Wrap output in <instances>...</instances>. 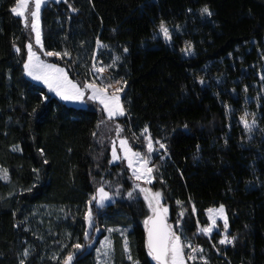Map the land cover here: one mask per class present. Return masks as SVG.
<instances>
[{"label": "trees", "instance_id": "1", "mask_svg": "<svg viewBox=\"0 0 264 264\" xmlns=\"http://www.w3.org/2000/svg\"><path fill=\"white\" fill-rule=\"evenodd\" d=\"M15 5L0 0V166L9 174L0 180V264H64L70 252L72 264H97L107 232L111 264H152L148 210L141 195H126L135 182L126 165L109 163L103 110L67 105L25 77L30 16L26 26ZM205 6L213 15H201ZM161 23L174 28L169 42L153 34ZM41 28L43 51L61 53L46 59L71 79L90 82L97 63L124 83L125 114L115 121L133 149L148 156L144 135L158 149L150 187L161 193L186 263L264 264V0H49ZM253 119L249 131L243 120ZM101 186L123 196L97 208ZM220 205L227 232L218 222L202 234L206 210ZM224 234L232 243L219 244Z\"/></svg>", "mask_w": 264, "mask_h": 264}, {"label": "snow or ice", "instance_id": "2", "mask_svg": "<svg viewBox=\"0 0 264 264\" xmlns=\"http://www.w3.org/2000/svg\"><path fill=\"white\" fill-rule=\"evenodd\" d=\"M47 0H33L34 8L28 9L29 0H16V5L11 8V12L17 16L22 18L25 17V12L28 10L31 16V31L35 33V41L37 44L41 43V32H40V17H41V8ZM66 2V0H65ZM71 7V6H69ZM72 11H76V9H72ZM201 15L211 16L213 13L210 9L205 6L201 9ZM27 26V22H26ZM160 29L165 36L166 39H171L169 30L164 26L163 23L160 25ZM97 44L101 45V42L97 40ZM28 59L25 61L23 67L25 73L32 77V79L37 81H43L44 84L47 85L50 91H54L57 96H59L62 100L65 101H82L85 97V90H90L91 95L88 96L90 100H99L100 104L103 105V111L106 112L107 118L109 120L113 119L116 116H123L125 114V109L120 103V98L118 93L121 91L120 88H116V92L112 95H108L107 89L112 87L111 84L104 85L103 87L98 86L95 82L88 83L85 82L81 87L78 83L73 82L68 78V75L65 73L64 69L57 67L56 65L46 64L39 59L36 53L32 49V45L28 44ZM17 52L20 51L19 48L16 49ZM125 52L128 51L127 48L124 49ZM182 51L186 53L191 52V45L189 44ZM46 55H56L60 56L61 53L58 52H47ZM63 56H69L70 53L68 51H64ZM119 57H114V61L118 60ZM95 68V65H93ZM104 68L96 69L98 72H104ZM121 81H116V84L119 85ZM203 83V81H201ZM46 99V97H45ZM35 112V109L33 110ZM102 123V122H101ZM244 126L249 131L252 130V126L255 125L256 121L253 119L252 123L249 124L247 120H243ZM187 126L185 125V128ZM116 131L119 133L121 131L120 127L117 126ZM144 134L148 133V127L142 130ZM95 135V133H93ZM144 139L147 142V150L149 153L154 151L153 149V141L150 135H144ZM156 144L159 145L160 149H166V145L159 140L155 141ZM122 150L125 153V158L128 160L129 167L132 168L134 164L138 165V167L134 170V176L137 180L142 177L146 180V182H150V174L152 169L148 167V158L142 156L139 152H133L130 148L127 147V141H120ZM120 157L117 156L116 149L113 147L112 151V163L115 160H118ZM135 158V160L133 159ZM47 163V161H45ZM6 176V170H5ZM141 192L145 193V200L148 202L149 208L153 212V216L149 217V219L145 220V226L147 229V241L146 247L148 249V255L152 257L153 260L156 261V264H185V257L183 254L184 245L181 244L180 237L176 235L175 232L171 230V227L164 223V217L167 213L166 208H162L159 204V200L161 197L160 192L150 193L147 189H140ZM119 195V192L116 193ZM129 198L133 197V192L127 193ZM110 193L105 191L104 187L101 186L97 188L96 194L92 197V201L95 202L97 208H103L105 206V201L110 200ZM90 201V203L92 202ZM179 204L180 201H177ZM193 212H195V208L193 207ZM210 224L208 227H204L200 229L205 234H208L212 231V228L216 224V220L214 216H218L224 221V229L225 233L228 229V220L226 215L224 214V206L220 205L218 209H208ZM183 215V213H181ZM92 220V209L85 213V221L91 223ZM151 222V227H148ZM110 231H113L110 229ZM123 235V233H122ZM88 232L85 230V237L87 238ZM232 243V239H229L226 234L219 240V244H230ZM189 247L191 245H188ZM83 246L80 244L73 245V248L76 250H80ZM106 247H110V242H106ZM197 251H202L198 247L192 248V253H196ZM124 252L127 254L129 252V246L127 238H124ZM25 256L28 255V251L25 250ZM129 260H132L131 255L127 257ZM74 259V253L70 252L68 256L64 260V264H72ZM187 259L194 260L196 257L192 254H189ZM201 259H204L201 257ZM20 264H24V261L21 260ZM133 264H138V262H133ZM205 264L207 262L205 261Z\"/></svg>", "mask_w": 264, "mask_h": 264}, {"label": "rangeland", "instance_id": "3", "mask_svg": "<svg viewBox=\"0 0 264 264\" xmlns=\"http://www.w3.org/2000/svg\"><path fill=\"white\" fill-rule=\"evenodd\" d=\"M47 1H49V0H47ZM54 1H58V0H54ZM42 7H43V5H42ZM28 8H30V9L34 8L33 0H29ZM27 12H28V10H26L25 17L24 18L21 17L24 20V24L26 23L25 18L27 17ZM28 14H29V12H28ZM29 16H30V14H29ZM29 20H30V26H31V16H30V19ZM160 25L158 26V29L153 32L154 36H160L163 39L164 42H169L170 39H166L165 38V36L163 35V33H162L161 29H160ZM164 26L168 28L169 34H170V37H171V33L174 31L173 30L174 28L173 27L169 28L166 25H164ZM41 30H42V28H41V17H40V32L42 34V31ZM31 34H32V37H31V39L29 41V44L32 45V49L36 53V55L39 57V59L41 61H43L44 63H46V64L56 65L57 67L64 69L65 73L68 75L65 67H63V66H61L59 64L53 63V62H51V61H49V60L46 59V57H45L46 54L43 51V47H42V36H41V43L40 44H37L36 41H35V33L31 31ZM27 52H28V48H27ZM188 54L189 53H186V52L183 51V55L186 56ZM27 59H28V55H27ZM94 65H95V68L92 69V77L93 78L88 83L95 82L100 87H103L104 85H107V84H111L112 87H110V88L107 89L108 95L114 94L116 92V88H120L121 91L118 93L119 98H120L121 97V94H122V91H123V88H124V83L120 79H118V80H112V79H110L106 67L101 66V65H99L97 63H95ZM99 68H104L105 69L104 72L101 73V72L96 71V69H99ZM23 70H24V67H23ZM24 75L29 80H31L34 83L42 86L45 89V91H46L47 94H49L52 97H56L61 102L65 103L67 105H72V106L83 105V106H86V105H88L91 102H95L103 110V105L100 104L99 100L93 101V100L88 99V96L91 95V91L90 90H85V97H84V99L82 101H65V100H62L59 96H57L54 91H50L49 88L47 87V85L44 84L43 81H37V80L32 79V77L28 76L25 73V71H24ZM68 78L70 80H72L73 82H76L75 80L71 79L69 75H68ZM116 81H121V83L119 85H117L116 84ZM76 83H78V82H76ZM78 84L81 87L83 86V84L82 85L80 83H78ZM120 103H121V101H120ZM103 113H104V119H105V121H102V123H100V125H99L100 138L108 146V150H109L110 156H111V161H112V151H113V147H115V149H116L117 156L120 157L118 160L113 161L112 164L123 163L124 165H126V167L128 168V170L130 172V175H131L132 179L135 180V182H133V184H132V187H131V190L130 191L133 192V194L136 193L135 195H141L142 199L144 200V203H145V205L147 207V210H148V216L145 218V220H147V219H149V217H152L153 216V212L149 208L148 202L144 198L145 193L141 192L140 189H142V187L144 186V187L150 189V193L159 192V191L152 190V188L150 187V184L153 181L152 173L150 174V182H146V180L143 177L141 179H139V180L136 179V177L134 176L133 173H134L135 168L138 167V165L134 164V166L132 168L129 167L128 160L125 158V153L122 150L120 141L121 140H126L127 141V147L128 148H130L133 152H139V151H137V150H135V149H133L131 147V145L129 144V141L127 139V137L122 133V126L119 125L117 123V121H115V119L122 118L123 116H116L113 119L109 120L107 118L106 112L103 111ZM117 126H119L120 129H121V131L119 133L116 131ZM153 149H154V151L152 153L147 152L148 156H144L141 152H139L142 156H144L145 158H148V167H150L149 166V162H150V159L152 158L153 153H155V152L158 151V149L155 148L154 146H153ZM133 159L135 160V158H133ZM0 180H2V181H8L9 180V174H8V172L6 171V176H5V169L2 168L1 166H0ZM105 191L109 192L110 193V196H111V199L110 200L105 201V205L108 204V203H110V202H112V201H114V200H116L119 196L120 197L123 196L122 194L121 195L120 194L119 195L116 194L117 192H119L118 188H113L112 187L110 190H106L105 189ZM127 193H126V195H127ZM94 204H95V202H94ZM159 204H160V206L162 208H166L167 209V207L162 203V196L160 197ZM218 208L219 207H214V208H211V209H218ZM224 214H225V210H224ZM206 216H207V219H208V225L206 227H208L211 222L209 220V213L207 212V210H206ZM164 218L166 220L168 219V209H167V213H166V215H165ZM214 218L216 220V224L212 228V231H214V230H216L218 228L217 227L218 222H223L224 223L223 219L219 218L218 216H214ZM145 220L143 221V227L146 229V226H145V223H144ZM85 224H86V230L88 232V236L87 237H89V235L92 232V220H91V223L90 224H89V222L85 221ZM169 226L171 227V230L176 233V230H175L176 227H174V225H172L170 223H169ZM200 229H202V228H200ZM212 231L210 233H212ZM200 232L202 234H204V235H207V236L210 234V233L205 234L202 231H200ZM98 233H99V230H96L92 234V239H91L90 242L87 243L86 248L84 250L85 252L90 250L89 247L92 244H94L95 240L97 239ZM106 242H110V247H106ZM98 244H99V247H98V249L96 251L97 264H111L110 263L109 252L111 251V248H112L111 246L112 245H111V240H110V237H109V232H107L106 235L101 238V240L99 241ZM147 255H148V249H147ZM148 257H149V259H150V261H151L152 264H156V261L153 260L152 257H150L149 255H148ZM184 257H185V255H184ZM131 264H133V262ZM185 264H187L186 263V258H185Z\"/></svg>", "mask_w": 264, "mask_h": 264}, {"label": "water", "instance_id": "4", "mask_svg": "<svg viewBox=\"0 0 264 264\" xmlns=\"http://www.w3.org/2000/svg\"><path fill=\"white\" fill-rule=\"evenodd\" d=\"M143 189H147V190H149L150 191V189H148V188H146V187H142ZM164 223L165 224H167V225H169V222H168V220H166L165 218H164ZM152 225H151V222L149 223V225H148V227H151ZM146 238H147V229H146Z\"/></svg>", "mask_w": 264, "mask_h": 264}, {"label": "built area", "instance_id": "5", "mask_svg": "<svg viewBox=\"0 0 264 264\" xmlns=\"http://www.w3.org/2000/svg\"><path fill=\"white\" fill-rule=\"evenodd\" d=\"M224 225V224H223Z\"/></svg>", "mask_w": 264, "mask_h": 264}]
</instances>
